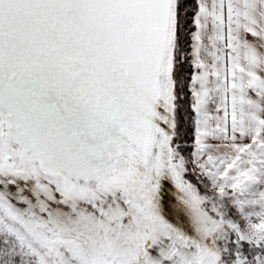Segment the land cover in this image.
I'll return each mask as SVG.
<instances>
[{"label": "snow or ice", "instance_id": "6c2138e0", "mask_svg": "<svg viewBox=\"0 0 264 264\" xmlns=\"http://www.w3.org/2000/svg\"><path fill=\"white\" fill-rule=\"evenodd\" d=\"M0 264H264V0H0Z\"/></svg>", "mask_w": 264, "mask_h": 264}]
</instances>
